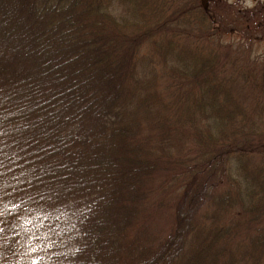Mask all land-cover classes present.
Here are the masks:
<instances>
[{
  "label": "trees",
  "instance_id": "trees-1",
  "mask_svg": "<svg viewBox=\"0 0 264 264\" xmlns=\"http://www.w3.org/2000/svg\"><path fill=\"white\" fill-rule=\"evenodd\" d=\"M259 42L264 0H0V264H264Z\"/></svg>",
  "mask_w": 264,
  "mask_h": 264
},
{
  "label": "rangeland",
  "instance_id": "rangeland-1",
  "mask_svg": "<svg viewBox=\"0 0 264 264\" xmlns=\"http://www.w3.org/2000/svg\"><path fill=\"white\" fill-rule=\"evenodd\" d=\"M228 1L234 2L238 6L243 7V8H252L259 1L262 2V0H228ZM254 49H255V51L252 53V55L254 57H257V56H260L261 54H263L264 53V42H259L258 44H256ZM31 222H33V228H34L33 230L36 232L35 238H41L46 243H48L47 233H49V230L46 228H48L49 224L44 223L42 221H35V220H32ZM24 224L25 223H23L22 225H24ZM33 235H34V233H33ZM38 249H39V244L34 242L33 246L29 249L28 253L29 252H36ZM32 257L33 258H31V256H26L24 258L25 262H23V264H48L47 259L42 258V255L37 256V257H35V255H33ZM39 260H40V263L38 262Z\"/></svg>",
  "mask_w": 264,
  "mask_h": 264
}]
</instances>
